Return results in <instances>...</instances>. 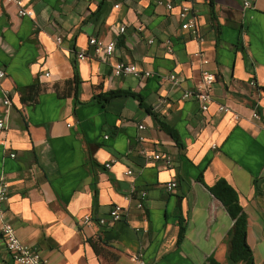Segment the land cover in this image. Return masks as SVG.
Masks as SVG:
<instances>
[{
  "label": "crops",
  "instance_id": "0c3cea01",
  "mask_svg": "<svg viewBox=\"0 0 264 264\" xmlns=\"http://www.w3.org/2000/svg\"><path fill=\"white\" fill-rule=\"evenodd\" d=\"M157 1L25 0L33 16L19 17L0 0L6 220L49 264H132L138 253L144 264H245L228 256L235 222L209 192L218 180L237 193L252 263L264 264V0H166L171 11ZM182 5L202 42L179 29ZM91 37L114 42V60L158 76L114 77L103 52L79 61ZM200 52L215 75L207 112L184 97L201 75ZM140 149L173 163L146 161ZM116 204L123 220L97 225ZM142 215L147 233L135 231ZM0 264H12L1 236Z\"/></svg>",
  "mask_w": 264,
  "mask_h": 264
},
{
  "label": "built area",
  "instance_id": "2783aa9c",
  "mask_svg": "<svg viewBox=\"0 0 264 264\" xmlns=\"http://www.w3.org/2000/svg\"><path fill=\"white\" fill-rule=\"evenodd\" d=\"M2 2L15 5L18 8L19 17H32L33 12L28 11L25 8V0H1ZM87 1V0H81ZM192 0H185L186 3H190ZM157 5L166 8L168 11L173 10L174 3L166 0H158ZM244 7L252 8V5L248 1H244ZM178 17L181 20V24L179 29L182 31H186L190 37L194 40L202 42L203 38L199 34L197 24L192 15V8L188 5H182L178 9ZM126 28L120 27L119 33L124 34ZM115 47L114 42L104 43L99 41L95 37H91L87 41V45L83 48H80L77 52V59L79 61L87 60L89 51L91 50L93 54L96 56L100 53H105L106 57L110 59L111 67H112V75L114 77H129L136 81L141 79L152 78L154 76H158V74L154 72L148 71H140L137 69L136 65L133 63H123L118 62L113 59L112 53ZM199 58L201 59L202 71L200 77L196 80L194 87L191 91L185 93V98H190L195 100L202 112H207L213 102L216 99L215 92L213 90V85L215 83V75L208 70H205L204 65L208 64V59L203 52L198 53ZM97 72H101V68H97ZM48 76V74H46ZM6 77V74L3 70H0V81ZM170 81L175 82V76L168 75L167 76ZM251 85H256L255 83H251ZM10 101L8 95L6 99L3 101V108L0 114V145H5L4 134L6 132V113L8 107L10 106ZM219 111L224 113L225 115H229L234 119H239V115L233 113L230 109L226 107H219ZM253 119H258L259 114L257 111L252 113ZM143 126L139 127V130H143ZM144 141L143 138H139V142ZM214 147V145H213ZM139 154L146 161H159L164 160L168 166H171L173 163V159L171 156H162L160 154L151 152L149 150L140 149ZM11 157L14 158L15 155L11 154ZM116 163L115 160H111L110 162L105 164L106 169H110ZM131 171H127L125 175H131ZM166 189L169 192H172L177 188L176 182H169L166 184ZM7 193H8V185L4 183H0V236L4 240L5 249L7 253L10 255L12 259V264H49L48 260L41 255V253L34 251L29 245H25L18 239L16 235V230L14 226L6 220V201H7ZM147 193H141L142 200L146 198ZM138 208L142 209L143 204L140 202L138 204ZM127 210L119 204H116L112 207L108 215L104 217H99L95 220V223L99 226H111L121 220L126 216ZM81 222L83 225H89L93 222V219L87 215L82 217ZM142 226H138L135 228L136 232H144L147 233L149 231L148 228V217L147 215L141 216ZM132 264H144V255L143 253H138L131 258Z\"/></svg>",
  "mask_w": 264,
  "mask_h": 264
},
{
  "label": "trees",
  "instance_id": "16d2710c",
  "mask_svg": "<svg viewBox=\"0 0 264 264\" xmlns=\"http://www.w3.org/2000/svg\"><path fill=\"white\" fill-rule=\"evenodd\" d=\"M113 95L115 94L112 93L108 97H105V100H101L100 97L97 96L93 99L92 103L105 102ZM139 101L141 102V99H139ZM164 129L169 132L166 127H164ZM209 192L221 203L229 217L235 222V233L232 239L231 250L228 255L229 259L233 263L244 262L245 264H253L249 249L245 243V220L240 215L241 207L237 193L224 180H218L213 187L209 188ZM178 211L180 210L178 209ZM180 229L181 233L179 238H181L184 230L182 226ZM211 262L215 263L213 261Z\"/></svg>",
  "mask_w": 264,
  "mask_h": 264
}]
</instances>
